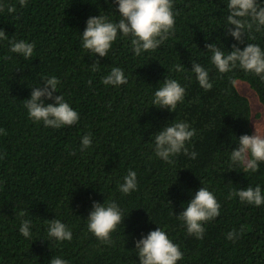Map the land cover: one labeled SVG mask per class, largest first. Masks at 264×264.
Segmentation results:
<instances>
[{"label": "trees", "instance_id": "1", "mask_svg": "<svg viewBox=\"0 0 264 264\" xmlns=\"http://www.w3.org/2000/svg\"><path fill=\"white\" fill-rule=\"evenodd\" d=\"M226 3L173 0L174 28L156 50L137 56L132 37L118 33L107 56L99 57L83 48L82 34L89 17L121 19L115 0H27L25 6L0 0V30L8 36L0 39V264H50L56 257L68 264H139L135 242L158 227L183 253L177 264H264V204L228 198L256 186L264 194V162L245 172L231 161L238 138L252 133L249 101L235 80H245L263 106L264 81L238 65L220 73L205 48L216 43L227 53L233 44L243 50L251 43L264 50V26L245 29L244 43L237 42L227 34ZM9 6L16 11L9 13ZM9 40L34 43L32 57L11 52ZM193 61L208 70L210 90L200 87ZM178 64L184 71L175 70ZM114 67L127 84L102 83ZM51 76L60 81L53 95H62L79 114L71 126L54 129L29 118L25 103L32 88ZM166 78L186 90L175 112L152 105ZM178 121L196 130L185 147L197 156L181 151L168 163L155 155L154 134ZM88 134L91 147L81 151ZM130 170L137 174V190L126 195L119 186ZM201 187L221 205L219 216L203 224L202 240L177 218ZM110 201L124 220L108 244L88 230L87 219L93 202ZM25 219L30 238L19 231ZM53 219L72 232L70 241L48 235ZM231 231L234 241L227 239Z\"/></svg>", "mask_w": 264, "mask_h": 264}, {"label": "clouds", "instance_id": "2", "mask_svg": "<svg viewBox=\"0 0 264 264\" xmlns=\"http://www.w3.org/2000/svg\"><path fill=\"white\" fill-rule=\"evenodd\" d=\"M21 6H25L27 0H19ZM121 19L118 22H110L106 16L89 17L86 28L82 34L83 48L99 57H106L112 43L116 40L118 33L123 36H131V45L135 55L139 56L142 51L156 50L171 34L175 25V14L173 12V0H115ZM227 9L230 14L227 17L229 27L227 34L237 42L244 43L245 29L260 31L264 26V5L258 0H227ZM3 5H0V11ZM14 6L8 7V12L13 13ZM234 26V27H232ZM0 39H8L4 30H0ZM11 52L22 54L24 58L33 55L34 43L24 40H9ZM205 48L212 53L211 62L220 73H227L237 67L245 72H252L264 81V50L257 44L248 43L243 50L232 45V50L225 53L216 43H206ZM99 60L92 64V70L97 71ZM177 72L184 71L183 65H176ZM191 71L195 73L201 88L208 91L212 88L209 80V72L198 63L192 62ZM127 79L118 67L112 68L102 83L105 85L119 86L127 84ZM59 79L51 76L45 79L43 87H33L31 98L26 100L25 107L29 118L40 122L45 127L59 129L62 126H71L78 122L79 114L67 103L62 95L54 96L57 91ZM91 81H89V84ZM185 88L177 80L166 78L162 86L154 93L152 105L175 112L178 103H182L185 96ZM53 100L54 103L45 104L44 99ZM255 131L252 135H242L238 138L239 147L231 151V161L243 165L244 171L256 172L259 162H264V126L254 125ZM0 132H3L0 129ZM196 135V130L183 121L167 125L154 134L155 155L165 162L173 163L172 156L184 152L191 159H195L197 153H189L186 142ZM81 151L91 147V135H85L81 141ZM124 194L137 190V174L129 171L124 177V183L119 186ZM238 196L241 202H247L257 207L264 204V194L259 186L247 187L239 191L229 193L228 198ZM221 205L213 192L206 187H201L194 198L177 218L182 220L186 226L187 233L197 239H203L205 229L203 224L218 217ZM20 215H24L21 213ZM122 210L115 201L107 204L93 202L92 210L88 215V230L101 242L111 244V234L117 226L123 223ZM31 222L27 219L21 222L20 233L31 237ZM48 235L58 241H70L72 232L58 219L49 221ZM237 233L231 231L227 234L228 240H235ZM135 250L139 257V264H177L183 259V253L177 244L168 237L161 228L150 231L146 236L135 242ZM50 264H68L59 257L52 258Z\"/></svg>", "mask_w": 264, "mask_h": 264}, {"label": "rangeland", "instance_id": "3", "mask_svg": "<svg viewBox=\"0 0 264 264\" xmlns=\"http://www.w3.org/2000/svg\"><path fill=\"white\" fill-rule=\"evenodd\" d=\"M235 86L238 91L247 97L249 105L251 108V128L252 134H254L255 126L261 125L264 126V106L259 101L257 94L250 87V85L243 79H236Z\"/></svg>", "mask_w": 264, "mask_h": 264}]
</instances>
